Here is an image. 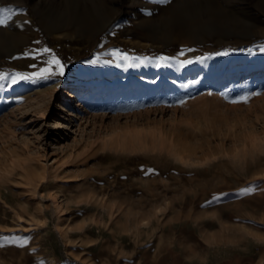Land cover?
<instances>
[{
    "label": "rangeland",
    "instance_id": "obj_1",
    "mask_svg": "<svg viewBox=\"0 0 264 264\" xmlns=\"http://www.w3.org/2000/svg\"><path fill=\"white\" fill-rule=\"evenodd\" d=\"M177 2L167 32L123 17L61 48L63 31L35 29L25 47L52 49L65 75L0 88V242L28 241L0 264H264V21L224 37L202 27L215 0ZM181 48L228 54L156 66ZM112 49L147 59L88 63ZM23 53L0 71H34Z\"/></svg>",
    "mask_w": 264,
    "mask_h": 264
},
{
    "label": "bare ground",
    "instance_id": "obj_2",
    "mask_svg": "<svg viewBox=\"0 0 264 264\" xmlns=\"http://www.w3.org/2000/svg\"><path fill=\"white\" fill-rule=\"evenodd\" d=\"M6 1L13 2V5L5 4V2H3L4 4L0 3V19L8 18L7 23L0 26V60L10 57L17 50L29 51L30 48L25 46L32 45L33 40L38 35L39 27L45 28L50 34L63 31L58 32L62 36L60 34L55 36V40L60 43L65 42V39L71 42L76 37H84L86 42H91L94 36L111 27L115 20L123 17H127L124 18L125 20L131 19L136 23L146 24L149 30L159 27L167 32L169 27L176 23L175 20H171V17L175 18L173 9L180 3L177 0H152L153 3H148V0L146 2L131 0V5H129L130 3L126 5V0H120L119 2L113 0H66L65 5H59L52 2L54 0ZM215 1L217 7L208 10V13H210L208 15L209 20L205 23L202 22L203 29L205 28L207 31L209 28L221 29L224 37L233 33L240 38L248 34L256 23L264 21L262 20L264 18V0H252L256 6L255 8L249 0ZM138 4L148 9L149 12L152 8H155V10L164 9V11L160 13V16H158L159 13L158 15L155 14L156 11L146 15V13L143 14L144 12L139 11V8H136ZM126 24L128 25V23ZM261 32L264 33V28ZM68 42H65V46ZM60 45L62 48L64 43ZM11 64L15 65L17 63L13 62ZM140 78V75H138V79ZM83 93L84 91L79 87L68 91L70 98L78 97L81 102L87 99L82 98Z\"/></svg>",
    "mask_w": 264,
    "mask_h": 264
},
{
    "label": "snow or ice",
    "instance_id": "obj_3",
    "mask_svg": "<svg viewBox=\"0 0 264 264\" xmlns=\"http://www.w3.org/2000/svg\"><path fill=\"white\" fill-rule=\"evenodd\" d=\"M8 18L0 19V26H3L7 23ZM27 23V22H26ZM38 43V42H37ZM260 52H264V44L258 46ZM195 49L192 48H181L175 56L168 57V56H158L155 57L156 66L159 67L161 65H165L168 63L174 64L178 68H183L187 65L193 63H203L204 61L208 60L210 56H223L227 55V51H220L213 54H205L202 56H196L194 58H184L186 53L193 52ZM251 53V49L248 50ZM25 57H31L34 60H37L38 63L31 64L30 67L35 69L30 73L25 72H12V73H5L0 71V88L4 87H11L12 85L17 84L20 81H28L32 83H37L38 81H54L57 77H63L65 75V67L66 65L61 61V59L53 53L52 49L48 47H39L33 48L29 51L23 53ZM105 57H110L111 59H105ZM17 57H12V59H16ZM147 59L144 57H137V56H130L126 52H121L118 49L108 50L103 53L96 54L88 63L97 64V63H112L113 61H122L125 65H129V62L132 60H143ZM130 66V65H129ZM7 82V84H5ZM259 92H250L245 93L243 95L237 96L231 99L229 102L232 104L238 103H248L249 100L253 96L259 95ZM208 95H212L211 92ZM183 104L184 101L181 100L179 102ZM148 172L152 171L151 169L147 170ZM242 191L251 193L253 191L252 187H247ZM215 199V197L213 198ZM211 203V201H209ZM18 244L20 247H23L28 243L27 239H20L14 240L10 238H5L2 242H0V248H3L5 244Z\"/></svg>",
    "mask_w": 264,
    "mask_h": 264
}]
</instances>
